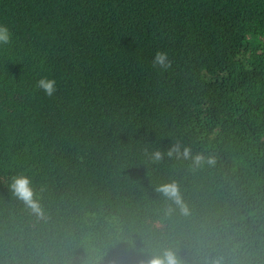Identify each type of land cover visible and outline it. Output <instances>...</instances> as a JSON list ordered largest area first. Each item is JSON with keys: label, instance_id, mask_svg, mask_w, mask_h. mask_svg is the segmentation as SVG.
Returning a JSON list of instances; mask_svg holds the SVG:
<instances>
[{"label": "trees", "instance_id": "16d2710c", "mask_svg": "<svg viewBox=\"0 0 264 264\" xmlns=\"http://www.w3.org/2000/svg\"><path fill=\"white\" fill-rule=\"evenodd\" d=\"M0 24V264H264V0H0ZM173 143L216 163L153 162Z\"/></svg>", "mask_w": 264, "mask_h": 264}, {"label": "clouds", "instance_id": "9594fccd", "mask_svg": "<svg viewBox=\"0 0 264 264\" xmlns=\"http://www.w3.org/2000/svg\"><path fill=\"white\" fill-rule=\"evenodd\" d=\"M14 33L6 24H0V47H5L13 42ZM152 66L161 72H166L172 68V60L165 51H158L152 59ZM35 87L42 91L45 96L53 97L58 92V84L55 78L43 76L36 81ZM165 156L190 161L193 167H200L205 164L213 166L216 158L213 155L205 156L204 153L193 154L191 147L182 146L180 143H173L166 151L156 150L151 153L153 162H159ZM11 195L22 202L38 218L45 216V210L41 204V199L33 187L32 178L25 174H17L11 177L8 184ZM156 192L162 197L176 205L181 213L187 215L189 209L183 201V196L178 182L172 181L163 183L156 187ZM175 209L169 208L167 212L171 214ZM138 254L143 256L140 264H187L173 249H165L163 252L150 251L148 248L136 249ZM99 264V262H97ZM206 264H223V258H215Z\"/></svg>", "mask_w": 264, "mask_h": 264}]
</instances>
